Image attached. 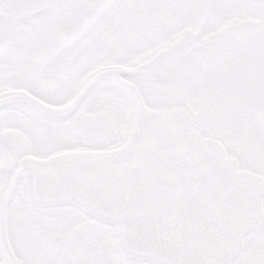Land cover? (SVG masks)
<instances>
[{
  "label": "snow or ice",
  "instance_id": "obj_1",
  "mask_svg": "<svg viewBox=\"0 0 264 264\" xmlns=\"http://www.w3.org/2000/svg\"><path fill=\"white\" fill-rule=\"evenodd\" d=\"M0 264H264V0H0Z\"/></svg>",
  "mask_w": 264,
  "mask_h": 264
}]
</instances>
